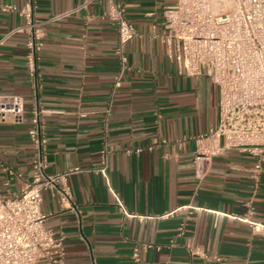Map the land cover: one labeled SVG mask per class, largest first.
<instances>
[{"label": "crops", "instance_id": "crops-1", "mask_svg": "<svg viewBox=\"0 0 264 264\" xmlns=\"http://www.w3.org/2000/svg\"><path fill=\"white\" fill-rule=\"evenodd\" d=\"M26 1L0 0V95L19 94L25 106L20 122H0V194L18 195L31 178L28 129L37 101L46 172L82 169L68 177L75 210L42 193L46 226L63 237L64 264H137L135 247L142 264H264V235L229 215L251 204L264 224V162L256 179V157L231 149L196 177L194 137L216 124L218 90L206 76L178 74L156 37L172 0H113L137 32L125 47L130 69L113 95L117 34L104 16L108 1L34 0L39 19L68 12L45 25L36 94L26 35H8L24 19L4 9ZM105 141L111 154L102 176L91 169ZM194 246L210 257L190 254Z\"/></svg>", "mask_w": 264, "mask_h": 264}, {"label": "built area", "instance_id": "built-area-1", "mask_svg": "<svg viewBox=\"0 0 264 264\" xmlns=\"http://www.w3.org/2000/svg\"><path fill=\"white\" fill-rule=\"evenodd\" d=\"M107 1L104 16L114 22L117 34L118 71L112 83L113 95L130 69L125 47L137 32L126 18L123 5ZM4 9L18 12L24 19L8 35L14 32L26 35V67L36 94L45 25L68 12L39 19L34 13V0H27L19 8L6 5ZM162 18L163 31L156 37L164 45L167 57L176 63L178 74L206 76L218 90L216 124L194 137L196 177L203 178L214 156L236 149L256 157L253 177L257 179L264 162V0H172L164 6ZM24 112L21 95H0V122L7 119L20 122ZM30 112L28 136L34 148L33 170L18 195L0 194V264H64L63 237L46 226L48 215L41 209L42 193L50 192L64 208L75 210L68 177L82 169L74 166L46 172L48 139L43 110L36 101ZM109 114L110 106L105 110V126ZM110 154L105 141L99 164L91 171L107 176ZM229 215L247 223L253 233L264 235V224L253 219L251 204L241 216ZM179 229L182 232L183 225ZM188 250L192 255L210 257L199 246ZM132 258L142 264L137 247Z\"/></svg>", "mask_w": 264, "mask_h": 264}]
</instances>
